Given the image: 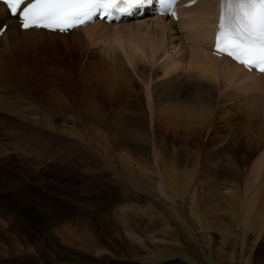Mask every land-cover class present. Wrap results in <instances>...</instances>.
Instances as JSON below:
<instances>
[{"label": "rangeland", "instance_id": "374dc122", "mask_svg": "<svg viewBox=\"0 0 264 264\" xmlns=\"http://www.w3.org/2000/svg\"><path fill=\"white\" fill-rule=\"evenodd\" d=\"M143 20L147 22L149 19ZM176 32L179 36V30ZM48 40L46 42H53ZM56 41L49 46L44 42L41 53L26 55V67L32 65L28 72L38 82L30 85L31 80L27 79L26 85L32 89L26 92L35 93L41 116H51L59 122L68 119L69 125L81 134L87 131L103 137L110 146L104 152L112 150V158L105 160L100 146L85 136L57 135L54 145L57 154L51 155L42 147L31 150L28 138L34 136V132L29 128L39 130L38 140L41 141L49 138L46 135L48 130L32 125L28 118L18 119L11 114L0 113V264H264V214L258 222L253 217L258 201L261 205L262 201L257 198L248 200L253 185H257L253 175L249 174L251 166L264 148V143L256 148L264 139V122L251 106L252 101L257 105L264 102V86L261 91L242 94V90H238L240 87L212 79L202 85L205 97L199 94L188 96L190 101L208 106V111L202 114L209 116V120L200 127H190L197 130L196 137L191 135V140H187L192 157L181 159V123L167 120L166 114L153 107L156 99L167 104L174 99H182L181 94L172 96L173 99L165 96L159 100L150 92L152 96L147 99L144 89L149 87L148 91H152L153 83L165 81L170 75L171 78H188L192 77L191 74L198 75L199 71L183 67L184 61L178 52L164 47L154 64L148 62L152 80L146 88L141 89L143 82L136 75L140 85L137 83L133 88L136 93L140 92L137 98L141 108L130 110L137 122L126 124L121 119L126 117V112L119 107L124 100L120 97L122 95L117 97L118 93L111 89V77L92 75L105 72L101 67L102 60L98 61L102 58L97 54L100 50L98 45L89 54L88 48H81V52L72 42L69 44L72 46L66 48L62 43L65 40ZM179 42L177 37L175 44ZM186 46L192 48L188 44ZM186 46L181 44V50ZM106 47L111 48L110 53H121L116 48L119 47L116 41L109 42ZM130 68L133 69L132 66ZM223 88L224 92L226 90L233 95L230 96L229 92L226 95ZM209 91L213 94L211 98ZM93 117L99 119L98 123ZM91 127L93 129L89 130ZM173 132H177L176 135L170 136ZM129 135L134 136L132 141L128 140ZM3 137L8 144L17 145L18 154L23 158L19 160L20 164L28 165L27 172H21L11 160V155L2 145ZM229 139L237 142L230 151L227 149L226 153L220 152L213 157L204 155L210 148L220 149V146L229 144ZM247 141L252 142L254 152L248 153ZM232 151L237 152L239 168L247 167L246 174L239 179L242 186L240 196L229 201L226 199L223 203L218 201L220 204L216 206V203L208 204V194L214 187L213 179L218 178L219 186L220 182L225 186L228 184L227 175L222 174L230 169ZM120 154L131 158L139 173L146 168V171L157 175V179L152 180L150 175L135 176L134 185H128L127 176L118 162ZM26 156L29 159H24ZM207 168L210 171L205 172ZM262 176L260 196L264 195ZM117 192L120 195L116 197L114 194ZM244 211L251 213L249 221L245 220ZM127 217L132 223L135 221L136 226L125 227ZM34 219H39L41 225ZM209 221L212 222L211 227ZM37 230L47 237L48 242L40 243L38 234L34 235ZM132 243L140 250L131 253L127 246Z\"/></svg>", "mask_w": 264, "mask_h": 264}, {"label": "bare ground", "instance_id": "6f19581e", "mask_svg": "<svg viewBox=\"0 0 264 264\" xmlns=\"http://www.w3.org/2000/svg\"><path fill=\"white\" fill-rule=\"evenodd\" d=\"M215 11H216V7H215V1L214 0H203L198 5H196L192 8L183 10V12L181 14L182 17L178 23L170 22L168 20H165L164 18L149 19L147 22H145V20H143V21L141 20V21L136 22L133 25H132V23H127V24H123V25H109V24H104V23H95L93 25L85 27L84 29H76L69 34H59V33H54V32L45 31V30H37V29L21 30L19 28V25L17 24V22H15L12 19L11 20L8 19L7 11L4 8V5L0 2V25L5 23V22H8V24H9V27L7 28L6 33L3 35V37L0 38V113L11 114L18 119L19 118H28L31 121L32 125L34 124L36 126H41L43 129L48 130L46 135L49 136V138L41 141V140H38L39 130L34 129V128H29L30 131L34 132V136L28 138V141L30 144L29 146H30V148L32 147L31 150L32 149L37 150V147L38 148L42 147V148H46L47 151L51 155L57 154L56 153L57 151L54 148V145H55L56 140H57L56 136L62 135L65 137L77 136L78 138L79 137L84 138V136H85L87 139L89 138L90 140H93L94 142H96L100 146V148L103 150V152L104 151L106 152V148L109 146V144H107V141L105 139H102L103 137L91 135L87 131L83 135L75 127L73 128V126L69 125L70 121L68 119L59 122L55 118H53V117L51 118V116L45 117V115L41 116V114L38 113L37 102H36V99L34 97L35 93H32V92L27 93L26 92L27 89H32L30 86H28V84L26 85L27 81L31 80L30 85H33L32 83H35V84L38 83L37 79L33 78L32 75L29 74V72H28V70H31L32 65H29L26 67V65H28L27 61L25 59V57L27 58L26 55L28 53L38 54L40 51L42 52V50H43L42 46H44V42H46L47 39L53 40V42H46V44L48 46H49V43H56L57 42L56 39L57 40H65L64 42H62V41L61 42L63 44H65L66 48L72 42L73 43L72 45L77 46L81 52H83L81 50V48L83 50H87V48H88L87 52L89 51V54H92V51L95 50L97 48L96 46L98 45V48L100 50H99V52L97 51V54L99 53L102 56V58L98 61L102 60L101 61L102 66L101 67L103 69H105L104 70L105 72H101V73L95 72V73H92V75H94L93 77H95L97 75H104L105 74V75H109L111 77V82L113 83L111 86V89L115 90L114 93H118L117 97L122 95L120 97H122V99L124 100L120 104L119 107L126 112V117L121 118V119H122V121L126 122V124H130V123L133 124V123L137 122L136 121L137 118L134 115V113L130 110L135 109L136 111H138V109L141 108V105H139V103H138L139 100L137 98L140 96V92L136 93L135 92L136 90L133 88L135 86V84H137L139 81V80L137 81L135 79L136 75L143 82V85L145 84V87L141 84V89L146 88V84L150 83V81L152 80V78L150 77L151 66H148V62L151 65L154 64L158 60V58L161 56V51L163 50V48L164 47H170L174 51H177L178 56L180 55L181 60L184 61L183 67L185 66L186 69L192 68V69H196L197 71H199L198 75H196L197 77L195 75L191 74L190 76H192V77H188V78L186 76L185 77L176 76L174 78H171L170 77L171 75H170L169 78H167L165 81L161 80V81L157 82L156 84L153 83L152 91H148V88H149L148 87L147 90L144 89V92L147 91V96H148L147 99H149L150 96H152L150 94V92H152L155 97H157V98L159 97V100H160V98H163L165 96H170L171 99H173L172 96H180V94H181L182 99L177 98L180 101H178L177 99H174V101H172L171 103H167V104H164L163 103L164 101L158 102V99H156L157 101H155V103L153 104V107L154 106H155V108L158 107L161 114H166L168 116V117L166 116L167 120H171V121H174L176 123H178V122L181 123V143L183 144L181 146V159L190 158L187 156H191L192 152L187 145V140L190 139L189 137L191 135L196 137L195 135L197 133V130L194 131L196 128L191 129L190 127L192 125H197L200 127L201 125L204 124L203 123L204 121L207 122L209 120L208 119L209 116L202 114L203 112H205V110L208 111V106L202 105L201 104L202 102L194 103V102L190 101L188 96L199 94V96L205 97L204 89H203L202 85L206 84L205 82H209L208 80H212V79L215 81L217 79L218 80L220 79L221 83L223 82V83L228 84V85H235V86H237V88L240 87L241 89L238 88V90H240V91L242 90L241 91L242 94L246 91H256V92L259 90L261 91L262 87L264 86V76H261L260 78H256L252 74H249V72H247L241 65L236 64L235 62H233L229 58L217 57V56L212 54V26H211V22H213L212 18H213ZM200 13L203 14L202 17L198 16ZM160 20H162V21H160ZM160 22L162 25L160 24ZM182 26L186 27L189 30V38H188L189 44L188 45L192 46V48H190V47L188 48L186 46V44H183L182 46L184 47V45H185L186 47L184 48V50H181V48H180L181 43L179 42V44H175L177 41V37H178V39L181 40V36L183 34L182 31H179L180 32V33L178 32L179 36H177L176 31L179 30V28H177V27H182ZM175 27L177 28V30ZM50 40H48V41H50ZM112 41L118 42V46L124 52L123 54L116 52V51H114L113 53H110V49L112 48L113 45L111 44V48L106 47V45H108V43L112 42ZM167 43H168V46H166ZM72 45H69V46H72ZM200 45L203 46L202 49L198 48ZM39 47H40V49H38ZM71 50H72V48H71ZM79 50H78V52H79ZM81 52H80V54H81ZM138 54H139V56H138ZM78 57H79V59L82 58V57L80 58V56H78ZM89 60H90V58H89ZM93 60L95 62L96 59H93ZM87 61H86V65H87ZM89 66H91V65H89ZM130 66H132L133 69H131ZM168 72H169V70H168ZM170 74H172V73H170ZM106 77H108V76H106ZM257 77H259V76H257ZM190 78H192V79H190ZM91 79H92V77H91ZM138 85H140V84L138 83ZM207 85H208V83H207ZM101 87H103V86H101ZM107 87H106V89H107ZM227 87H229V86H227ZM178 88L181 89V91ZM224 88H223V92H224ZM225 92H226V90H225ZM227 92H229V91H227ZM227 92H226V95H227ZM209 93H210L209 98H211V96L213 97L212 92L209 91ZM86 94H88V93L86 92ZM237 94H238V96L241 95V93L238 91H237ZM110 95H112V93ZM221 95H222V93H221ZM232 95L233 94L230 93V96H232ZM218 97H217V99H218ZM151 99H152V97H151ZM120 101H122V100H120ZM203 101H206V100H203ZM149 102H150V100H148V103ZM229 102H231L230 99H229ZM246 102H248V101H246ZM90 103H92V102H90ZM207 104H209V102ZM257 104L258 103H255V101H252L251 108L253 109L254 113L256 112V114H258L259 119L262 122H264V102H260V105H257ZM190 106H192V107H190ZM248 106L249 105H247V107ZM96 113H97V111H96ZM88 114H89V112H88ZM88 114H87V116H89ZM29 120H26V121H29ZM93 120L95 121V123H98L99 119L94 118ZM81 124H84V123L81 122ZM118 124H120V123H118ZM28 125H27V127H28ZM82 128H84V127H82ZM92 129L93 128L91 127L89 130H92ZM176 133L177 132H175V133L173 132L170 136H174V135H176ZM41 134L43 135V132ZM35 135H36L37 139L35 138ZM132 139H134V136L129 135L128 140L132 141ZM60 140L62 141L64 139H60ZM233 140H230L229 144H225V145L220 146V149L219 148L218 149L217 148L208 149L204 153V155L213 157V156L219 155L220 152L226 153L227 149L230 151V149L233 146H235L237 143V142L235 143ZM263 143H264V139H263V141L259 142V145L256 146V148L259 149L260 146L263 145ZM221 147H223V148H221ZM225 148H226V150H225ZM246 148H248V153L254 152L252 142L247 141ZM57 149H58V147H57ZM126 149H128V148H126ZM130 151H132V150L130 149ZM112 152L113 151L110 150L109 152L105 153L104 154L105 158L104 157L103 158L105 160L109 161L112 158V154H113ZM195 152L197 153V151H195ZM235 153H237V152H235ZM235 153L233 152V157L231 158V161H230V165H231L230 169H228L226 171V173L222 174V175H227L226 181L228 184L225 186L223 184L224 182H220L221 186H219L218 178H216L215 180L213 179L214 187L212 186L213 191L210 194H208L209 195L208 196V204L209 203H212V204L216 203L215 204V206H216L217 203H219V202L223 203L226 199H227V201H229V200H233V198L235 199L238 196H240L239 192L242 191L241 190L242 186L240 185L239 179L241 177H244V175L247 172V169H246L247 167L244 169L239 168V165L237 163V156ZM244 156L246 157V155H244ZM120 157H118V162L123 168V173L125 174V176H127L125 179L128 182V185H131V186L134 185L135 176L138 178V177H144L146 175H150V176H152V180L155 181L157 179V175H153L151 172L146 171V168H144V170H143L144 172L142 171L141 173H139L137 171V169H138L137 164L131 158L123 156L122 154H120ZM245 157H243V158H245ZM96 160H98V158ZM114 160H116V158ZM116 163H117V161H116ZM170 163H171V161H170ZM99 164H101V163H99ZM106 166H107V164H106ZM249 167H250V165H249ZM208 170L210 171V169L207 168L205 170V172ZM248 171H250V170H248ZM216 172H217L216 174H218V171H216ZM250 172L251 173H249V174L253 175V178L257 181L256 182L257 185H253V191L251 192L252 195H250V198H248V200L249 199L253 200V199L257 198V200L262 201V205H263L264 195L260 196V194H261V183H262L261 179H263L262 175H264V148L261 151L259 157L252 164ZM211 175H215V172H213V173L211 172ZM164 176L166 177V175H164ZM214 177H216V176H214ZM212 178H213V176H212ZM109 181H108V183H109ZM245 186H246V184H245ZM125 187L128 188L127 185H125ZM207 189H209V188H207ZM118 192L114 194L116 197L120 195V193H118ZM6 203H8V202H6ZM256 203H257V201H256ZM262 205L258 201V206L254 209L253 217H254V220L256 219V221L261 219V217L264 214V207ZM218 206H220V205H218ZM209 209H208V211H210ZM205 213L207 214V212H205ZM215 214H217V213H215ZM250 214L251 213L245 212L244 217H245L246 221L250 220ZM205 217H207V216H205ZM129 219L130 218L127 217L126 221L124 220L125 221L124 222L125 227H127V228L131 227V224H134V225L136 224L135 221H134V223H132V221ZM127 221H129V222H127ZM182 221H184V220H182ZM256 221H254V222H256ZM114 222L117 223L116 221H114ZM114 225H116V224H114ZM208 225L211 227L212 222L209 221ZM216 225H217V223H216ZM216 225H215V227L218 228V226H216ZM33 229H34V227H33ZM129 231L131 232L130 229H129ZM129 231H128V233H129ZM192 231L195 232V230H192ZM248 231H250V230H248ZM248 231H246V233H249ZM130 237H131V235H130ZM83 244H84V242H83ZM127 247H129L131 249V253L137 252V249L140 250V248L138 246L136 248L135 244H133V243L129 244Z\"/></svg>", "mask_w": 264, "mask_h": 264}, {"label": "snow or ice", "instance_id": "6c2138e0", "mask_svg": "<svg viewBox=\"0 0 264 264\" xmlns=\"http://www.w3.org/2000/svg\"><path fill=\"white\" fill-rule=\"evenodd\" d=\"M12 15L19 13L25 29L67 32L85 25L97 12L111 16L112 9L127 12L153 0H4ZM170 9L176 0H160ZM21 5H24L21 10ZM217 51L249 69L264 72V0H221Z\"/></svg>", "mask_w": 264, "mask_h": 264}]
</instances>
